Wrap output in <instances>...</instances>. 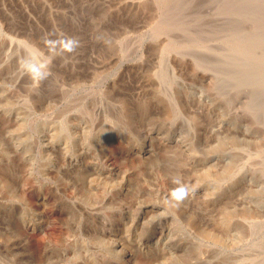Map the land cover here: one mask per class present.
<instances>
[{"label": "rangeland", "instance_id": "1", "mask_svg": "<svg viewBox=\"0 0 264 264\" xmlns=\"http://www.w3.org/2000/svg\"><path fill=\"white\" fill-rule=\"evenodd\" d=\"M0 264H264V0H0Z\"/></svg>", "mask_w": 264, "mask_h": 264}, {"label": "clouds", "instance_id": "2", "mask_svg": "<svg viewBox=\"0 0 264 264\" xmlns=\"http://www.w3.org/2000/svg\"><path fill=\"white\" fill-rule=\"evenodd\" d=\"M79 47V41L76 40L75 38H69L66 43H65V48H64V52L65 53H68V54H71V53H74L76 51V49ZM46 75L47 73H40L39 74V78L40 79H44L46 78ZM179 195L181 197L183 196H186L188 193H187V189L184 188V187H181L179 190Z\"/></svg>", "mask_w": 264, "mask_h": 264}, {"label": "bare ground", "instance_id": "3", "mask_svg": "<svg viewBox=\"0 0 264 264\" xmlns=\"http://www.w3.org/2000/svg\"><path fill=\"white\" fill-rule=\"evenodd\" d=\"M1 176H2V175H1ZM189 213H190V212H189ZM189 217H190V215H189ZM189 217H188V218H189ZM190 218H191V217H190ZM192 219H193V218H192ZM187 220H188V219H187ZM188 221H190V220H188ZM192 222H193V221H192ZM190 223H191V222H190ZM190 223H189V224H190ZM205 224H206V223H205ZM204 227H205V226H204ZM198 230H199V232H200L201 234H202V232L205 233V234H208V235H213V234H214V232H213L214 230L211 231V230H209L207 227H206V228H203V227H202V228H200V229H198Z\"/></svg>", "mask_w": 264, "mask_h": 264}]
</instances>
